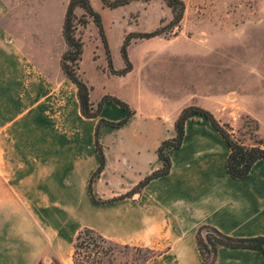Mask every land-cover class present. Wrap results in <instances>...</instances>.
Segmentation results:
<instances>
[{"label": "crops", "instance_id": "crops-1", "mask_svg": "<svg viewBox=\"0 0 264 264\" xmlns=\"http://www.w3.org/2000/svg\"><path fill=\"white\" fill-rule=\"evenodd\" d=\"M59 1L61 12L54 13L55 0H0V264H74V237L84 226L154 250L146 264H200L195 233L201 224L233 236L264 235V159L247 175L230 176L229 146L203 115L186 119L180 146L169 151V171L127 194L162 165L157 147L175 135L184 105L168 114L130 106L135 112L122 125L96 126L98 117L81 113L77 87L60 65L68 0ZM51 54L59 56L62 73ZM246 65L263 79L260 65ZM213 83L205 90L200 84L198 94L214 98ZM101 96L90 94L93 101ZM230 96L215 97L216 109L203 107L235 132ZM241 109L258 121L264 138L260 119L244 104ZM153 118H159L156 135ZM96 136L104 165L92 180L94 200L88 185L100 160ZM212 264H264V253L220 245Z\"/></svg>", "mask_w": 264, "mask_h": 264}, {"label": "rangeland", "instance_id": "rangeland-1", "mask_svg": "<svg viewBox=\"0 0 264 264\" xmlns=\"http://www.w3.org/2000/svg\"><path fill=\"white\" fill-rule=\"evenodd\" d=\"M58 1L51 7L54 13L61 10ZM184 2L185 10L177 26L149 38H130L127 54L132 67L135 66L122 75L107 72L111 68L104 45L96 24L90 20L85 27H80L84 43L79 72L90 87L92 97L112 94L139 112L168 114L180 106L196 104L195 101L216 109L214 98L231 93L229 109L237 116L234 134L240 141L254 143L260 136L258 121L241 106L244 104L260 119L264 130V77L260 78L258 69L246 65L254 63L264 71V0ZM92 5L101 13L113 68L124 65L120 45L128 32L163 26L172 16L164 0H131L113 8L100 5V0H92ZM76 10L80 14L81 9ZM57 33L60 35V31ZM54 55L49 59L56 62L55 67L62 73L59 56ZM143 62L152 63L153 68H143ZM147 72L152 74L151 78L145 76ZM211 79L217 87L212 99L198 94L197 90L200 84L204 90L208 89ZM249 80L252 84L245 92ZM223 110L226 112L224 107ZM119 112L126 110L113 100H105L96 116V126L108 125L98 123L100 117L116 121L126 116L119 117ZM157 119L151 120L153 135L158 132ZM101 245L109 249L101 252L91 250L90 246L78 248V260L83 264H144L148 253L145 248L125 247L111 241L101 242Z\"/></svg>", "mask_w": 264, "mask_h": 264}, {"label": "trees", "instance_id": "trees-1", "mask_svg": "<svg viewBox=\"0 0 264 264\" xmlns=\"http://www.w3.org/2000/svg\"><path fill=\"white\" fill-rule=\"evenodd\" d=\"M131 0H101V2L109 8L124 5ZM170 7L172 16L169 22L163 26L156 27L146 31H132L128 32L124 37L121 45L120 52L124 61V65L120 68H113L111 62L110 48L106 39L105 31L103 28L101 13L93 7L91 0H68L63 16L61 32L66 42V48L60 56V65L64 74L76 85L77 97L80 105L81 113L86 117H96L100 114L101 105L105 100H113L120 104L126 110V116L123 119L112 121L103 117L99 118L98 123H106L111 126H120L128 119L130 115L135 112V109L130 107L129 104L121 98L105 93L97 101H93L90 98V87L86 81L82 78L79 72V62L81 59L83 49L82 30L80 27H85L90 20H93L97 26L101 41L104 45V50L108 64L111 71L115 74L122 75L132 69V62L128 58L127 45L129 44L131 37L149 38L160 34L166 29L177 26L183 16L185 10L184 0H164ZM77 8H81L80 14L76 12ZM194 115H203L207 118L215 129L220 133L225 142L229 146V153L226 159L227 172L232 177H243L247 175L254 162L260 158L264 159V138L258 137L253 144H247L240 141L232 131V127L227 122L220 121L214 113L206 107L198 104H187L183 106L177 114L174 126L175 135L168 137L159 143L157 147V155L162 162V165L144 176L130 191L139 190L150 179L167 173L171 166V160L169 151L173 147H178L181 144L184 135V125L187 118ZM258 126V124H257ZM95 144L100 153L99 164L93 171L89 180V193L91 198L97 200L92 189L93 177L101 170L104 165V156L101 152V146L98 142V138L95 137ZM120 195L119 197H123ZM195 240L197 248L201 254L200 264H212L217 248L220 245L231 247H248L259 249L264 253V235H252V236H233L220 231L213 225L201 224L195 233ZM111 241L114 242L95 229L84 226L80 228L73 241V262L74 264H83L78 260V248L91 247V250L105 252L109 248L101 245V242ZM125 247L145 248L148 253L144 257V264L149 256L155 253L154 250L134 246L129 244H121ZM85 255V254H84Z\"/></svg>", "mask_w": 264, "mask_h": 264}]
</instances>
